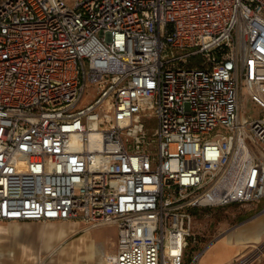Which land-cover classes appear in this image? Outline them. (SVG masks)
Wrapping results in <instances>:
<instances>
[{"label":"built area","instance_id":"1","mask_svg":"<svg viewBox=\"0 0 264 264\" xmlns=\"http://www.w3.org/2000/svg\"><path fill=\"white\" fill-rule=\"evenodd\" d=\"M263 198L264 0H0V222L196 264L195 209Z\"/></svg>","mask_w":264,"mask_h":264},{"label":"rangeland","instance_id":"2","mask_svg":"<svg viewBox=\"0 0 264 264\" xmlns=\"http://www.w3.org/2000/svg\"><path fill=\"white\" fill-rule=\"evenodd\" d=\"M92 94H94V87L89 85L85 90V96L80 106L88 103ZM241 110L242 114H261L260 109L253 107L248 101L244 90L242 92ZM151 126H153V121H151ZM221 128L218 127L217 130H221ZM193 213L192 231L196 241V243H193L195 245L194 252H202L196 264H213L229 257L242 244L230 247L224 240L217 239L206 247L208 242L224 230L234 229L238 226L245 227L260 215L263 217L264 198L257 203L245 205L231 204L221 207L198 208ZM27 224L35 227H65L67 229L66 235L61 238H52L48 242L49 246L52 247L62 242L61 248L49 255L40 240L28 242L25 239L14 238L9 234H0V264H21L22 261L23 264H38L39 260L44 264H76L75 260L65 259L63 255L70 249L84 248L86 244L90 243V240L97 243L98 246L95 249L98 256L96 255L89 262L81 261L80 264H106L105 257L114 249L116 227L113 225H103L85 230L87 224L81 221H13L0 222V229ZM229 233L230 231H227L224 234ZM232 234L233 231L230 233L231 238H233ZM245 244L246 248L252 246V254L261 256L262 262L260 264H264V241L259 244H256V242ZM80 251L83 252V250ZM233 257H240V255L237 253Z\"/></svg>","mask_w":264,"mask_h":264},{"label":"crops","instance_id":"3","mask_svg":"<svg viewBox=\"0 0 264 264\" xmlns=\"http://www.w3.org/2000/svg\"><path fill=\"white\" fill-rule=\"evenodd\" d=\"M257 217L256 219L252 220V222L248 223L245 227H236L233 231V238L232 240L238 239V244H242L237 247L236 251L231 254L229 257L214 262L213 264H230L233 260L238 258H245L251 256L252 258L247 261L245 264H260L261 256L253 255L252 254V246L246 248L245 243L249 242H256L259 244L260 242L264 241V216ZM89 228H86L87 230ZM230 231V232H232ZM0 234H9L14 238H18L19 240H26L28 242L34 240H40L43 244V247L46 251L49 252V255H52L57 249L61 248V243H58L55 246H49L48 242L52 238H61L67 234V229L65 227L60 228H52V227H35L30 225L25 226H10L7 228L0 229ZM89 238V237H88ZM116 240V237H115ZM115 240H114V249H115ZM98 246L97 243L93 240H90V243L86 244L84 248H76L70 249L67 253L63 255L65 259L69 258L71 260H75L76 264H80L81 261L89 262L91 261L97 254L95 247ZM113 249V251H114ZM80 250H83L81 253ZM80 251V253H79ZM112 251V252H113ZM111 252V253H112ZM239 254L240 257H233L235 254ZM98 256V255H97ZM38 257L36 256V259ZM83 259V260H80ZM38 262V259H37ZM264 263V262H263ZM23 264V261L22 263Z\"/></svg>","mask_w":264,"mask_h":264},{"label":"bare ground","instance_id":"4","mask_svg":"<svg viewBox=\"0 0 264 264\" xmlns=\"http://www.w3.org/2000/svg\"><path fill=\"white\" fill-rule=\"evenodd\" d=\"M88 228V227H87ZM96 228V227H95ZM235 229V228H234ZM234 229H229V230H224V231H222V233L215 239V241L218 239V240H224L230 247L231 246H236V245H238V239H235V240H232V238H231V235H230V233L229 234H224V233H226L227 231H232V230H234ZM226 235V236H225ZM229 235V236H228ZM210 246V245H209ZM201 259V258H200ZM42 263V261L41 260H39V263L38 264H41Z\"/></svg>","mask_w":264,"mask_h":264}]
</instances>
